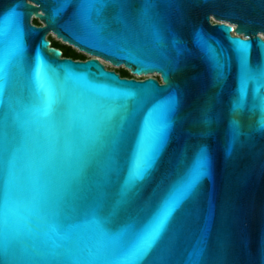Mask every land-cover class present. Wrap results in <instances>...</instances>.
Wrapping results in <instances>:
<instances>
[{"label": "snow or ice", "instance_id": "1", "mask_svg": "<svg viewBox=\"0 0 264 264\" xmlns=\"http://www.w3.org/2000/svg\"><path fill=\"white\" fill-rule=\"evenodd\" d=\"M134 2L80 0L76 15L97 38L87 46L100 48V33L112 28V23L117 25L116 31L120 26L127 28L125 11ZM71 3L62 0L55 13ZM153 4L154 0H144L141 15L148 18ZM107 7L119 10L112 22L102 18ZM16 15L13 10L0 19V264H147L170 228L174 234L182 232L191 211L198 209L201 182L209 175L207 150H198L195 165L179 184H166L162 178L144 198L174 130V114L179 107L175 93L148 112L131 157L127 150L132 135L131 113L125 103L121 105L124 114L117 117L108 106L107 94L90 98L82 90L56 88L42 83L37 72L35 99L17 112L5 95L10 89L15 93L25 57L19 23L9 47L7 21ZM154 35L159 39L158 33ZM197 37L215 80H223L228 58L203 40L201 33ZM232 44L239 62L240 99L235 105L239 110L249 80L264 81V64L254 71L250 43L232 40ZM40 47H47L43 40ZM53 54L59 55L55 50ZM36 60L44 61L39 51ZM154 91L144 86L139 93L120 90L119 95L126 100ZM235 123L232 146L226 148L228 157L233 155L239 135ZM260 130L264 131V123ZM186 203L191 211L185 208ZM206 211L208 219L214 220V199L208 200ZM208 240L209 231L202 229L192 251L182 261H175L174 235L168 236L161 248L168 255L158 264H209ZM220 250L218 258L223 264V244Z\"/></svg>", "mask_w": 264, "mask_h": 264}, {"label": "water", "instance_id": "2", "mask_svg": "<svg viewBox=\"0 0 264 264\" xmlns=\"http://www.w3.org/2000/svg\"><path fill=\"white\" fill-rule=\"evenodd\" d=\"M62 0H0V19L9 16V47L17 23L23 30L25 57L23 71L18 74L15 93L6 92L17 112L35 99L38 86L35 74L42 83L82 90L92 98L107 94L108 106L116 116L123 115L127 104L132 135L127 142L131 157L139 138L143 120L154 106H162L175 93L179 107L174 114V130L164 152L159 171L145 189L147 198L162 178L166 184H179L186 171L196 163L198 150L203 147L209 156V175L200 186L198 209L191 211L188 226L179 234L169 230L148 258L147 264H158L168 255L161 251L168 236L174 235L173 260L182 261L198 243L200 231H209V264H221L220 245H224L223 264H261L264 258V81L249 80L243 107L239 101V62L232 40L250 43V65L256 71L264 64V0H154L149 17L141 15L144 0H135L126 9L128 27L112 23L102 31L100 48H89L97 38L80 22L76 13L80 0H72L66 10ZM118 9L107 7L102 18L112 22ZM38 26L32 24V20ZM96 22V15H92ZM225 29H230L225 31ZM203 40L228 58L225 78L217 82L210 61L200 47L197 33ZM86 56V60L61 57L50 46L47 36ZM154 33L159 34V39ZM47 45L41 48V41ZM80 41H84L81 43ZM103 49V50H101ZM53 50L59 55L53 54ZM39 51L43 62L36 60ZM112 68L126 70L131 78H121ZM137 68L143 70L138 71ZM167 74V77L165 76ZM158 76L159 81L155 78ZM140 78V79H137ZM144 86L154 89L152 95H137L126 100L120 90L139 93ZM20 100V104H17ZM139 109L133 112L134 109ZM239 130L233 155H226L232 146V130ZM214 199L216 215L207 217V204Z\"/></svg>", "mask_w": 264, "mask_h": 264}, {"label": "trees", "instance_id": "3", "mask_svg": "<svg viewBox=\"0 0 264 264\" xmlns=\"http://www.w3.org/2000/svg\"><path fill=\"white\" fill-rule=\"evenodd\" d=\"M32 24L38 26V22L36 20H32ZM49 40V39H48ZM50 46L52 48H55L61 52V57L65 58H71L73 60H86L85 56L77 53L75 50L71 49L68 46L61 45L59 42H56L54 40H49ZM122 76L126 78H131L130 74L126 70H121Z\"/></svg>", "mask_w": 264, "mask_h": 264}, {"label": "rangeland", "instance_id": "4", "mask_svg": "<svg viewBox=\"0 0 264 264\" xmlns=\"http://www.w3.org/2000/svg\"><path fill=\"white\" fill-rule=\"evenodd\" d=\"M47 39H49V40H54V41H56V42H59L61 45H64L63 43H61L60 41H57L54 37H52L51 35H48L47 36ZM64 46H67V45H64ZM69 47V46H68ZM71 48V47H70ZM72 49V48H71ZM73 50H75V49H73ZM76 51V50H75ZM77 52V51H76ZM78 53V52H77ZM85 58H87L86 56H85ZM103 64L105 65V67L106 68H108V69H111V70H124V69H122V68H116V69H114V68H112L108 63H104L103 62Z\"/></svg>", "mask_w": 264, "mask_h": 264}, {"label": "flooded vegetation", "instance_id": "5", "mask_svg": "<svg viewBox=\"0 0 264 264\" xmlns=\"http://www.w3.org/2000/svg\"><path fill=\"white\" fill-rule=\"evenodd\" d=\"M65 58V57H64ZM106 68V67H105ZM107 70H111V69H108V68H106ZM117 74H119L120 75V77L121 78H126V77H123L122 76V72H121V70H114ZM155 78L159 81V78H158V76H155Z\"/></svg>", "mask_w": 264, "mask_h": 264}, {"label": "bare ground", "instance_id": "6", "mask_svg": "<svg viewBox=\"0 0 264 264\" xmlns=\"http://www.w3.org/2000/svg\"><path fill=\"white\" fill-rule=\"evenodd\" d=\"M50 35L55 38V36L53 34L50 33ZM104 63H106V62H104Z\"/></svg>", "mask_w": 264, "mask_h": 264}, {"label": "built area", "instance_id": "7", "mask_svg": "<svg viewBox=\"0 0 264 264\" xmlns=\"http://www.w3.org/2000/svg\"><path fill=\"white\" fill-rule=\"evenodd\" d=\"M137 79H140V78H137Z\"/></svg>", "mask_w": 264, "mask_h": 264}]
</instances>
